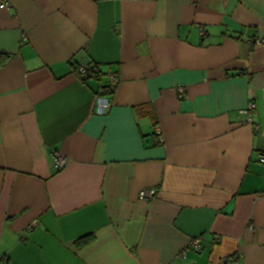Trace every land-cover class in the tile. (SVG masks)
Segmentation results:
<instances>
[{"label":"crops","instance_id":"0c3cea01","mask_svg":"<svg viewBox=\"0 0 264 264\" xmlns=\"http://www.w3.org/2000/svg\"><path fill=\"white\" fill-rule=\"evenodd\" d=\"M1 1L0 264H264V0Z\"/></svg>","mask_w":264,"mask_h":264},{"label":"built area","instance_id":"2783aa9c","mask_svg":"<svg viewBox=\"0 0 264 264\" xmlns=\"http://www.w3.org/2000/svg\"><path fill=\"white\" fill-rule=\"evenodd\" d=\"M10 3L6 2V1H1L0 2V8H10ZM202 35H205L204 30L202 29L201 32ZM264 42V39H258L257 43H262ZM78 71V75L80 76V78L85 79L88 76V67L86 65H79L77 68ZM111 82H112V87H115L116 85H118L119 79L118 76L113 74L111 75ZM183 88H179V93L182 94L183 93ZM112 106V98L109 95H97L96 97V103H95V111L97 114L99 115H104L106 114L109 109ZM257 110V104L255 101H251L246 110L244 112H246L250 118H252ZM157 136L159 137V139L161 140V135H160V130L157 129ZM260 161L264 163V154L260 155ZM66 163V159L64 156L59 155L56 157L55 159V167L57 169H61L65 166ZM157 193V188H144L140 191L139 196L142 199L145 200H150L152 199ZM34 224V223H33ZM33 225H29L27 227V229H31ZM190 246L196 250V251H201L202 247H201V243H200V239L199 238H195L191 241ZM240 261V258L238 257L237 260H231L228 261L229 264H235L237 262Z\"/></svg>","mask_w":264,"mask_h":264},{"label":"trees","instance_id":"16d2710c","mask_svg":"<svg viewBox=\"0 0 264 264\" xmlns=\"http://www.w3.org/2000/svg\"><path fill=\"white\" fill-rule=\"evenodd\" d=\"M4 60H5V58H4ZM0 63H2V62H0ZM98 73H99L98 65L90 66V67H88V76H87V78L92 77V76H97ZM113 89H114V87L111 86V88L105 89L103 92L98 93V95L112 94ZM91 239H92L91 236H86V237H82V238L78 239L77 241H75L76 247L78 249L82 248L83 246L88 244L91 241ZM232 260H234V259H232ZM228 261H231V259L228 260Z\"/></svg>","mask_w":264,"mask_h":264}]
</instances>
